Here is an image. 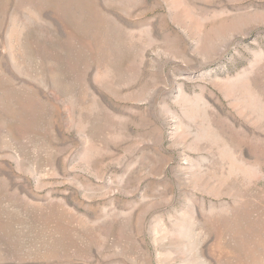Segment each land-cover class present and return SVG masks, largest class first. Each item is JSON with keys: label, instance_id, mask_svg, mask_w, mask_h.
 I'll return each instance as SVG.
<instances>
[{"label": "rangeland", "instance_id": "1", "mask_svg": "<svg viewBox=\"0 0 264 264\" xmlns=\"http://www.w3.org/2000/svg\"><path fill=\"white\" fill-rule=\"evenodd\" d=\"M0 264H264V0H0Z\"/></svg>", "mask_w": 264, "mask_h": 264}]
</instances>
